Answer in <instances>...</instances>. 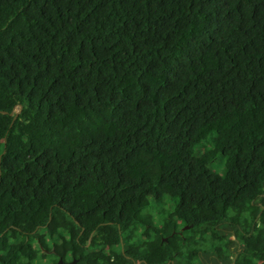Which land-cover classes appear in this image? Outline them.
<instances>
[{"label":"trees","instance_id":"trees-1","mask_svg":"<svg viewBox=\"0 0 264 264\" xmlns=\"http://www.w3.org/2000/svg\"><path fill=\"white\" fill-rule=\"evenodd\" d=\"M0 112V264H264V0H0Z\"/></svg>","mask_w":264,"mask_h":264},{"label":"rangeland","instance_id":"rangeland-1","mask_svg":"<svg viewBox=\"0 0 264 264\" xmlns=\"http://www.w3.org/2000/svg\"><path fill=\"white\" fill-rule=\"evenodd\" d=\"M196 154H198L197 152V149H196ZM209 169H211L213 172L219 174V175H222L224 173V160L223 158L220 156L218 157L210 166H209ZM165 201L168 203V200L165 199ZM169 205L168 206H165V209L169 210ZM155 211H157L156 207L151 203V205L149 206L148 209L144 210L141 214L144 215V214H148V213H154ZM152 219H153V226H151L150 229V232L148 234H150L151 238L154 239L155 241H161L162 238L160 236V234L158 233V231L156 230V228H154V226L156 227L157 225H160V216H152ZM167 226V225H166ZM181 228V227H180ZM187 228V226H184L181 228V230H185ZM167 232L168 234L170 235V233L172 232V229L168 226L167 227ZM202 248V247H201ZM204 249L208 248L209 250V247H207V245H204L203 246ZM202 248V249H203ZM60 250H63V248L59 247ZM54 263L56 264H59L58 260H54Z\"/></svg>","mask_w":264,"mask_h":264},{"label":"water","instance_id":"water-1","mask_svg":"<svg viewBox=\"0 0 264 264\" xmlns=\"http://www.w3.org/2000/svg\"><path fill=\"white\" fill-rule=\"evenodd\" d=\"M22 110V106L21 105H17L13 111L10 113V115L14 114V118H13V121L17 118V116L19 115V113L21 112ZM2 114H6V112H0ZM61 262V261H60Z\"/></svg>","mask_w":264,"mask_h":264},{"label":"flooded vegetation","instance_id":"flooded-vegetation-1","mask_svg":"<svg viewBox=\"0 0 264 264\" xmlns=\"http://www.w3.org/2000/svg\"><path fill=\"white\" fill-rule=\"evenodd\" d=\"M91 237V236H90Z\"/></svg>","mask_w":264,"mask_h":264}]
</instances>
